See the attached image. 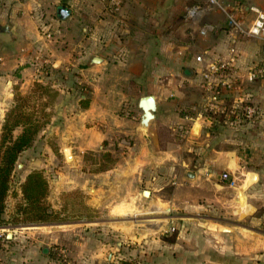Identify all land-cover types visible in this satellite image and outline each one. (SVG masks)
<instances>
[{"label":"crops","instance_id":"crops-1","mask_svg":"<svg viewBox=\"0 0 264 264\" xmlns=\"http://www.w3.org/2000/svg\"><path fill=\"white\" fill-rule=\"evenodd\" d=\"M216 1L223 10L210 5L209 0H131L119 12H111L107 0H0V102L11 101L16 85L25 93L36 82L60 74V78L51 80L60 98L46 136L51 135L66 164L72 163V170L79 165L92 167L90 155L103 151L104 141L119 140L121 145L128 140V164H119L115 174L122 176V181L118 180L121 191L128 183L134 186L131 194L123 195L104 191L99 178L81 183L86 205L98 207L111 200L105 205L106 215L119 221L97 224L111 236L88 241L87 223L65 230L64 235H68L78 229L79 239L70 244V255L63 261L52 255L50 249L55 247L39 237L17 238L2 244L0 264H264V232L245 222L252 195L240 196L239 191L244 206L236 198L226 199L231 207L225 213L214 214L212 209L202 207L205 205L200 203L199 192L189 197L175 187L164 199L152 189H141L142 184L154 188L163 183L156 171L163 173L158 165L169 155L170 143L163 139L159 127L188 117H177L175 104L189 103L187 97L198 94L194 88L203 91L198 99L194 98V104L211 113L230 103L239 104V100L260 106L264 103V78L247 81L248 69L264 60V40L236 35L226 17V12L234 13L248 26L254 16L250 6L264 11V0ZM196 4L201 10L186 19V9ZM59 7L68 9L63 19L57 15ZM205 24L215 29L202 35L200 29ZM197 56L201 59L196 60ZM94 57L100 62H93ZM220 63H227L228 71L209 72L211 65ZM73 73L76 79L72 87L67 82H71ZM186 82L192 88L184 90V98H174L175 91H183ZM148 94L155 96L157 109L143 132L139 100ZM69 104L75 107L66 112ZM192 117L198 123L193 128L197 138H203L202 132L210 136L205 128L213 123L214 116L198 110ZM44 133L42 130L41 135ZM162 143L166 148L161 147ZM202 149L198 146V157L194 158L197 181L203 174L199 170L238 166L234 151L228 152L224 162H214L202 157ZM253 149L248 151H263L258 146ZM250 162L244 163L248 166ZM188 174L185 170L174 177L177 181L190 179ZM222 174L217 177L222 179ZM253 178L246 177L243 188ZM55 183L66 190L76 184L71 174ZM137 186L139 189H135ZM132 212L142 213V223L133 225L122 219ZM58 233L62 235L51 234V241L59 237Z\"/></svg>","mask_w":264,"mask_h":264},{"label":"rangeland","instance_id":"rangeland-1","mask_svg":"<svg viewBox=\"0 0 264 264\" xmlns=\"http://www.w3.org/2000/svg\"><path fill=\"white\" fill-rule=\"evenodd\" d=\"M130 1L131 0H125L123 5ZM75 75V73L71 75V82L69 80V82H67L68 86L72 85L73 87L72 82L76 79ZM57 78H60V74L55 73L52 74L50 79L53 81ZM51 80L36 82L25 93H22L16 85L12 92L11 101L4 104L0 102V141L4 119L14 105H17V107L12 116H14V114L18 115V113L21 112L20 114L31 117V121L33 120L34 124L39 125V132L35 140L20 154L12 172L11 189L6 199L5 211L3 213L4 222L8 224L0 223V248L2 244L17 240V238H19V240H29L39 237L43 243H50L51 247H55L54 250L50 249L52 255H54L56 259L61 258L63 261L70 255V244L74 242L73 240L79 239L78 229H75V231H72V233L68 235H64L63 232H65V230H70L71 227L75 228L77 225L81 226V224L87 223L89 224L87 239L88 241H92V239L97 240L105 236H111V233L108 232L107 229H102L103 226L97 225L98 223H113L119 221V218L114 219L106 215L107 207H105V205H110L111 200L98 207L86 205L84 200L86 194L85 188L81 183L87 179L93 180L99 178L101 186L104 187V191L107 193L115 191L118 193L123 192V195L131 194L134 190V186L128 183L122 187L123 191H121L120 188H118V185H120L118 180L121 179L120 181H122V176L120 177L115 174L116 168L120 167L118 166L119 164H128V140L122 142L121 145H118L119 140L104 141V150L90 155L94 165L89 167V169L83 167V165H79L76 169L72 170V163L66 164L64 155L58 151L56 142L51 140V135L46 136V132H48L50 126V120L53 117L52 115L55 114V106L60 98L56 87L51 86ZM187 83L189 84V82H186V84L182 86L183 91H175L174 98L178 100L184 98V90H190L192 88L189 87ZM38 84H41V87ZM194 89V91H198V94L194 93L193 97H187V100H190L189 103H179L177 100L178 102L176 101L177 103L175 104L174 113H176V116L180 117L181 114H184L188 115V117L184 118L183 121L174 119L168 126L163 125L161 128V125L159 127L163 132V139H167V141H169L168 143H170L169 155H166L165 159L163 157L161 163L158 165V168L160 166L161 172L163 173H159V170L156 171V175L163 177V183L155 185L154 188L149 184H142L141 189H152L154 192L164 197V199L170 197L175 187H178L183 195L189 197L198 196L195 192H199L202 195V197H200L202 198L200 203L205 205L202 207H206L209 211L212 209L214 214L221 211L225 213L226 210L231 207L230 204L226 203V199L236 198L237 201L240 202L238 192L240 191V196L248 193L252 195L249 202L251 210L245 222L250 224L252 228L264 232V103L260 106L255 102H249V104L254 105L259 112V114L252 119L243 115L241 113L242 108L238 107L237 104L232 106L231 103L227 107H222L224 111L216 109V112L213 111L214 113H211L208 108L203 110V106L194 104L196 103L194 100L196 98L198 99L199 95L203 94L202 89ZM69 107L70 108L67 109L66 112L72 110L75 106L70 105ZM198 110L208 115H213L215 118L213 123L205 128V130L210 131V136L202 132V136L204 135L203 138H197V134L193 132L194 125L198 123L191 118H193L192 116H194ZM63 114L64 111L61 114L62 117ZM42 130H45L43 135H41ZM20 132V127L15 128L13 130V135L16 136ZM171 143L175 145L177 143L179 146H172ZM56 146L57 150H54ZM198 146L203 147L200 153L202 157L211 158L214 162L218 159L224 162L228 159V152L234 151L235 161L238 163V166L233 169H224L219 166L199 170L203 174L201 175V179L197 181L194 173L198 171V168L194 167L196 164L194 158L195 156L198 157V153H196ZM257 146L263 150L260 151L259 154H253V152L248 151H254L253 148ZM161 147L166 148V144L162 143ZM204 160L205 159H203V163ZM247 160L252 161L248 166L244 163ZM258 163L260 164L257 166ZM168 164L171 166L175 164L176 167L168 166ZM32 170H40L48 181V194L43 200L44 206L51 212L50 221L47 222H29L30 216H35L37 213L38 209L36 207L27 206V209H25L27 211H24L26 213H24L22 209L20 211V206L24 205L22 201L21 184L26 175ZM185 170L191 172V174L193 173V175L191 177L188 176L190 179L185 177L184 180L177 181V177H174V175H180V173H183ZM223 172L228 174V178L225 180L217 177V174L221 175ZM70 174L76 182L73 189L66 190L55 183V181L62 180ZM95 174H98L99 177H94ZM129 176L130 175H124L126 178ZM248 176H253L254 178L249 180V184L245 185L246 188H243V180ZM115 179L116 183H113ZM232 180H235L234 184ZM194 186L200 189L196 190ZM188 187L190 189H188ZM135 189H139L138 186ZM216 195L220 196L222 200L220 197L216 198ZM141 198L145 197L141 196ZM212 199H220L221 201H216V203L218 202L217 206ZM244 202H246L245 198ZM240 206L244 205L240 202ZM133 212L131 215H128V217L122 219L131 221L133 225L142 223V213L133 214ZM26 217H28V219H26ZM17 220L21 221V223H15ZM29 231L31 233H27ZM53 232H62V235L58 233L57 236L59 237H54L53 241H51V234ZM91 232H95L94 238L91 236ZM174 232L175 230L172 233ZM14 236L18 237L15 238ZM60 248L65 250V257L59 252Z\"/></svg>","mask_w":264,"mask_h":264},{"label":"trees","instance_id":"trees-1","mask_svg":"<svg viewBox=\"0 0 264 264\" xmlns=\"http://www.w3.org/2000/svg\"><path fill=\"white\" fill-rule=\"evenodd\" d=\"M38 85L41 87V84ZM83 102L82 100V104ZM16 107L17 105H14L4 119L0 141V223L6 224L8 223L4 222L3 213L11 189L12 172L20 154L32 144L39 132V125L34 124L31 117L22 115L21 112L12 116ZM18 127L21 128V132L14 136L13 130ZM21 194L24 205L20 206V211L21 209L23 212L27 211L25 210L27 206L38 209L35 216H30L29 222L50 221L51 212L47 210L43 202L48 194V181L40 170H32L26 175L21 184ZM15 223H21V221L17 220Z\"/></svg>","mask_w":264,"mask_h":264},{"label":"built area","instance_id":"built-area-1","mask_svg":"<svg viewBox=\"0 0 264 264\" xmlns=\"http://www.w3.org/2000/svg\"><path fill=\"white\" fill-rule=\"evenodd\" d=\"M125 0H107V7L111 12H117L122 7ZM210 5H215L216 7L223 10V7L216 0H209ZM254 16L251 23L248 26H244L242 21L236 17L234 13L226 12V17L229 23L230 28L236 33V35L246 36V37H254L264 40V11L256 6H250L249 8ZM201 10L200 4L192 5L186 9V19L193 18L198 11ZM215 29L212 24H205L201 27L200 33L202 35L207 32L213 31ZM201 57L197 56L196 60H200ZM229 65L227 63H220L216 65H211L209 67L210 73H218V71L226 72L228 71ZM206 78L208 77L205 75ZM264 78V60L260 63L254 64L248 69L247 73V81L252 83L258 79ZM226 82H221V85H226ZM228 85V84H227ZM213 101V100H212ZM238 107L242 108L241 113L245 115L247 118L252 119L257 114H259L257 108L249 104L246 100H239ZM211 108H215L214 106H210ZM216 109V108H215ZM218 110L224 111L221 108H217ZM239 115V114H238ZM222 179H227V173L222 174ZM174 230V228L170 229ZM59 252L62 253L65 257V250L60 248Z\"/></svg>","mask_w":264,"mask_h":264},{"label":"water","instance_id":"water-1","mask_svg":"<svg viewBox=\"0 0 264 264\" xmlns=\"http://www.w3.org/2000/svg\"><path fill=\"white\" fill-rule=\"evenodd\" d=\"M68 14V9L65 7H59L57 9V15L59 18L63 19ZM262 54L264 56V47L262 49ZM100 58L94 57L93 62H100ZM139 108L142 111L141 119H140V130L145 132L150 124V122L155 118V112L157 109V103L155 96L152 94L144 95L139 100ZM193 173L189 172L188 176H192ZM148 191H145L147 194ZM10 236V234H9Z\"/></svg>","mask_w":264,"mask_h":264},{"label":"bare ground","instance_id":"bare-ground-1","mask_svg":"<svg viewBox=\"0 0 264 264\" xmlns=\"http://www.w3.org/2000/svg\"><path fill=\"white\" fill-rule=\"evenodd\" d=\"M147 195V194H146Z\"/></svg>","mask_w":264,"mask_h":264}]
</instances>
